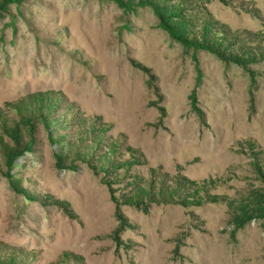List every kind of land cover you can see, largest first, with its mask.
Instances as JSON below:
<instances>
[{"label": "rangeland", "instance_id": "obj_1", "mask_svg": "<svg viewBox=\"0 0 264 264\" xmlns=\"http://www.w3.org/2000/svg\"><path fill=\"white\" fill-rule=\"evenodd\" d=\"M156 1L210 49L150 5L0 14V264H264V0Z\"/></svg>", "mask_w": 264, "mask_h": 264}, {"label": "trees", "instance_id": "obj_2", "mask_svg": "<svg viewBox=\"0 0 264 264\" xmlns=\"http://www.w3.org/2000/svg\"><path fill=\"white\" fill-rule=\"evenodd\" d=\"M25 0H0V14L3 12H7L11 5H19L23 3ZM119 4L122 8L127 11H132L134 8L140 6L144 7L147 5L152 6L155 8L157 16L160 19L159 27L169 33L171 38L180 41L188 46H194L199 49H210L206 42H212L213 39L209 37L206 39L204 35H208L207 28L200 31V34L197 35L196 29L193 25L189 24L186 20L183 12L177 9H171L166 5L160 4L156 0H112ZM199 36V37H198ZM208 37V36H207ZM210 40V41H208ZM232 57V55H230ZM200 84V78L196 82V87ZM195 89L192 94V107L196 110V96H195ZM30 149V146H28ZM20 153V151L12 150L7 154L6 164L10 167L13 165L16 159V156ZM10 175V174H9ZM20 261L11 258L9 260V264H19Z\"/></svg>", "mask_w": 264, "mask_h": 264}]
</instances>
